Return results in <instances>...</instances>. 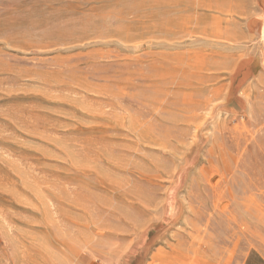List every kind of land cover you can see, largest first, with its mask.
<instances>
[{
    "label": "rangeland",
    "instance_id": "rangeland-1",
    "mask_svg": "<svg viewBox=\"0 0 264 264\" xmlns=\"http://www.w3.org/2000/svg\"><path fill=\"white\" fill-rule=\"evenodd\" d=\"M0 264H264V0H0Z\"/></svg>",
    "mask_w": 264,
    "mask_h": 264
}]
</instances>
